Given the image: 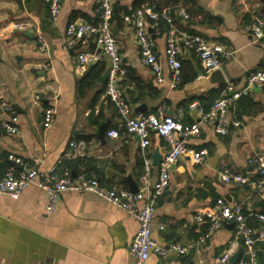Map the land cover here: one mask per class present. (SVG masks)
Instances as JSON below:
<instances>
[{
    "label": "crops",
    "instance_id": "obj_1",
    "mask_svg": "<svg viewBox=\"0 0 264 264\" xmlns=\"http://www.w3.org/2000/svg\"><path fill=\"white\" fill-rule=\"evenodd\" d=\"M100 0H63L59 18L51 16L45 0H0V122H10L18 132L8 133L0 125V177L13 164L10 153L44 170L68 169L72 175L90 171L104 187L130 189V180L139 184L143 172L139 139L121 134L108 136V130L119 119L117 110L106 95V82L100 77L110 65L108 58L81 68L78 48L62 46L65 31L72 21L99 20ZM136 0H115L116 6L132 9ZM171 0H148L161 8L172 7ZM174 11L176 25L190 33L219 42L232 49L221 69L226 83L235 88L245 85L250 72L264 68V39L254 41L250 26L255 13H264V0H179ZM190 18H185L180 9ZM15 23H25L19 30ZM123 65L135 71L144 83L158 88V95L140 88L131 81L121 84L123 95L130 99L137 114L154 113L164 107L173 114L193 98L210 105L225 85L213 86L194 50H181L183 84L171 87V73L166 63L167 23L148 30L155 40L165 80L158 83L149 66L141 60L140 46L131 23L114 21ZM49 43L41 49L40 39ZM85 47H92L91 41ZM104 63L103 71H100ZM88 75L89 83H81ZM124 75L121 77V81ZM120 81V82H121ZM37 96L40 99H37ZM9 103L14 112L5 110ZM53 108V119L45 121V109ZM240 126L234 124L236 118ZM230 131L216 133L212 122L202 124V133L188 143L208 149L204 164L194 163L188 155L172 165L171 185L158 199L153 237L159 242L176 241L188 244L203 237L208 222H198V212L212 208L218 200L226 203L246 202L260 207L248 187L225 184L217 170L227 166L257 176L247 162L248 157L264 152V87L242 96L230 109ZM187 115L186 122L195 119ZM106 132L100 137V126ZM83 139V152L67 157L71 142ZM168 145L164 138L153 134L149 151L163 154ZM17 165L16 172L25 169ZM159 165L152 169V180L158 178ZM44 190L33 184L15 200L4 196L0 201V264H134L131 244L138 221L94 193L66 191L60 195L54 213L46 210ZM262 208V207H260ZM163 226V228H161ZM254 226L258 224L254 222ZM264 227L261 225V228ZM234 239V224L222 228L205 239L197 250L186 255L173 254L161 258L151 254L147 264H216L215 259ZM236 260L242 247H231ZM264 264V250L260 252Z\"/></svg>",
    "mask_w": 264,
    "mask_h": 264
},
{
    "label": "built area",
    "instance_id": "obj_2",
    "mask_svg": "<svg viewBox=\"0 0 264 264\" xmlns=\"http://www.w3.org/2000/svg\"><path fill=\"white\" fill-rule=\"evenodd\" d=\"M51 16L59 18L63 9V0H45ZM115 0L99 1V20L91 23L86 20L72 21L68 24L62 46L65 49L78 48V62L81 68L103 61H110L109 75L106 81V95L114 104L119 119L116 125L108 130V136L116 138L121 134L132 135L139 138L141 156L143 159V172L139 179V190L131 191L129 188L104 187L99 178L93 174L79 172L72 175L68 169L60 171L58 168L44 170L37 166L39 159H34V164L25 162L20 156L13 153L8 158L13 164L8 167L5 174L0 177V201L4 196L19 199L22 192L30 185H37L45 191L47 196L46 210L54 213L58 206L60 195L66 191L78 193H94L105 199L110 204L125 210L131 217L138 221V229L131 244V253L134 264H147L151 254L161 258L170 255H186L193 248L199 249L206 238L222 228L225 223L234 224V239L215 259L216 264H260V252L264 250V208L251 207L246 202L226 203L218 200L212 208L198 212L195 220L208 222V228L203 237L188 244L180 242H159L153 237V225L157 210L158 199L163 196L171 185L170 171L181 157L188 155L196 164H204L208 158V149H198L188 143L193 137L202 133V124L212 122L216 133L227 135L230 131V109L238 100L249 95L255 88L264 87V68H259L249 73L246 83L240 88H235L231 83H226L220 90L218 98L209 106H204L199 100L188 102L173 114L167 113L164 107L154 113L137 114L132 105L123 95L121 77L126 73L120 55L118 39L114 33ZM180 13L185 18H190L189 13L181 8ZM126 23L134 26L135 34L140 46L142 62L149 66L158 83L165 80L164 70L160 56L156 51L155 40L148 30V23L152 27H159L164 20L168 25L166 39V63L171 73V87L179 85L182 79L181 50L186 46L197 54L203 68L211 72L222 69L224 59L233 55L234 51L224 47L219 42L209 41L200 35L190 34L180 29L171 13V7L156 10L153 6L145 5L132 13L123 14ZM14 27L24 30L25 23H15ZM250 31L254 41L264 39V13L258 12L252 16ZM41 49L46 50L49 43L40 39ZM91 41L92 47H85ZM37 99H40L37 96ZM8 112H14L13 107L3 103ZM54 110L45 109V121L50 123ZM194 114L192 122H186L187 115ZM236 126L241 125L237 115L234 119ZM1 127L8 133L18 132V127L10 122H0ZM153 134L165 139L168 148L163 154L159 165L158 178L152 180L154 159L149 147ZM72 150L66 153L67 157L83 152L86 141L74 140L70 144ZM248 164L255 169L257 176H251L224 166L217 170L219 179L225 184H238L248 187L252 197L264 201V152L250 155ZM25 165V169L16 172L17 165ZM258 224L257 227L254 223ZM163 228V226L161 227ZM242 247V256L233 261L234 251L231 247Z\"/></svg>",
    "mask_w": 264,
    "mask_h": 264
},
{
    "label": "trees",
    "instance_id": "obj_3",
    "mask_svg": "<svg viewBox=\"0 0 264 264\" xmlns=\"http://www.w3.org/2000/svg\"><path fill=\"white\" fill-rule=\"evenodd\" d=\"M148 0H136L135 1V4L133 5V8L132 9H125V8H121V7H119V6H116V4H115V13H114V17H113V19H114V21H115V18L116 19H118V24H120L122 21H124V19H123V14H129V13H132L133 11H135L136 9H138V8H141V7H143V6H145L143 3H145V2H147ZM147 5H149V6H153L156 10H158V11H161L163 8H161V7H159L158 5H156L155 3H152V2H149V3H146ZM169 5L170 6H172L171 7V13H172V15L174 16V18H175V21H176V15H175V13H174V11L176 10V9H178L179 8V6H181L180 5V1L179 0H171L170 1V3H169ZM164 23H166L164 20H161L160 21V27H163V24ZM98 63H100V62H98ZM102 66H101V68H100V71H103V68H104V63L102 62ZM89 79H90V77L88 76V75H85V77L81 80V83H89L88 81H89ZM131 81H134V83L137 85V87H140V88H147L148 89V91H151V92H153V94H155V95H158V93H159V90H158V88H156V87H154L153 85H149V84H146V83H144L138 76H136V74H135V71L133 70V69H131V68H126V73H125V75H124V78L122 79V81H121V84H125V83H129V82H131ZM184 83V80H183V77H182V79H181V82L179 83V85L180 84H183ZM221 90V89H220ZM220 90L218 91V94H217V96H216V98H215V100L218 98V96H219V93H220ZM127 100L131 103V104H133L134 103V101H133V103H132V101L130 100V99H128L127 98ZM195 100V99H194ZM214 100V101H215ZM190 101H193V98L191 99V100H189L188 102H190ZM199 101L204 105V106H206V107H209L210 105H205L203 102H202V99L201 98H199ZM187 102V103H188ZM187 103H184L183 104V106H185ZM186 121V120H185ZM193 121V120H192ZM191 121V122H192ZM142 164H143V160H142ZM86 173H88V174H91V172L90 171H85ZM259 202H260V207H262V208H264V201H261V200H259ZM259 207V208H260ZM254 223V222H253ZM256 223V222H255Z\"/></svg>",
    "mask_w": 264,
    "mask_h": 264
},
{
    "label": "water",
    "instance_id": "obj_4",
    "mask_svg": "<svg viewBox=\"0 0 264 264\" xmlns=\"http://www.w3.org/2000/svg\"><path fill=\"white\" fill-rule=\"evenodd\" d=\"M108 75H109V68H107L105 73L100 77L99 81L105 83L107 81ZM208 79H209V82H211L213 86H220V85L226 84V79L223 75L221 68L211 71V73L208 76ZM106 127H107L106 124L100 126L99 135L101 138H103V136L105 135ZM161 160H162V155L159 153H155L154 154V164L160 165ZM130 190L133 192H137L139 190L138 183H136L133 180H130ZM236 258L237 257H233V261H235Z\"/></svg>",
    "mask_w": 264,
    "mask_h": 264
}]
</instances>
